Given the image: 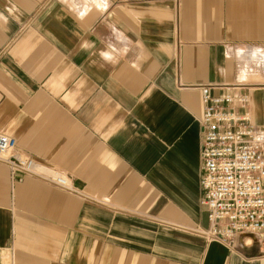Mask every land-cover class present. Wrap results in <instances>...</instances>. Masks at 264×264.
I'll return each instance as SVG.
<instances>
[{
	"label": "crops",
	"instance_id": "0c3cea01",
	"mask_svg": "<svg viewBox=\"0 0 264 264\" xmlns=\"http://www.w3.org/2000/svg\"><path fill=\"white\" fill-rule=\"evenodd\" d=\"M264 125V0H0V264H264L207 240L202 90Z\"/></svg>",
	"mask_w": 264,
	"mask_h": 264
},
{
	"label": "built area",
	"instance_id": "2783aa9c",
	"mask_svg": "<svg viewBox=\"0 0 264 264\" xmlns=\"http://www.w3.org/2000/svg\"><path fill=\"white\" fill-rule=\"evenodd\" d=\"M250 101L248 93L234 87L202 90L200 182L208 213L202 234L229 246L257 243L264 248V125L253 121ZM0 160L13 179H22L18 172L30 173L75 192L69 176L40 165L18 150L14 137L2 132Z\"/></svg>",
	"mask_w": 264,
	"mask_h": 264
}]
</instances>
